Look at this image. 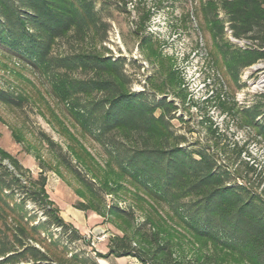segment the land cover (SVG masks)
<instances>
[{"label": "trees", "instance_id": "1", "mask_svg": "<svg viewBox=\"0 0 264 264\" xmlns=\"http://www.w3.org/2000/svg\"><path fill=\"white\" fill-rule=\"evenodd\" d=\"M105 1L0 0V53L45 78L101 146L117 175L165 209L206 250L193 248L190 257L175 255L171 236L151 219L130 233L122 230L108 238L103 254L93 248L72 250L69 245L82 236L47 199L45 177L39 174L31 180L29 171L0 149V264H98L108 256H131L140 264H264V182L254 186L248 177L252 168L241 170L242 161L235 164L243 148L190 142L173 128L172 120L183 118L171 114L176 110L172 101L130 90L125 60L115 58L104 45L110 27L102 15ZM200 13L235 83L240 69L264 60V0H200ZM151 16L142 8L133 31L141 35L139 43L150 55L160 58L155 47L160 43L144 34ZM224 28L250 44L233 49L218 45ZM166 59L172 78V64ZM178 96L185 99L181 91ZM0 99L14 100L2 93ZM212 100L220 113L238 117L241 126L254 129L264 142L263 94L248 106L230 105L212 93L190 105ZM208 117L201 120L212 135L206 141L219 135ZM75 175L95 194L87 180ZM28 200L42 209L44 220L26 209ZM80 205L85 211L87 206ZM108 212L118 218L127 213L117 207ZM51 228L59 235L55 237Z\"/></svg>", "mask_w": 264, "mask_h": 264}, {"label": "rangeland", "instance_id": "2", "mask_svg": "<svg viewBox=\"0 0 264 264\" xmlns=\"http://www.w3.org/2000/svg\"><path fill=\"white\" fill-rule=\"evenodd\" d=\"M102 7V15L110 25L104 45L115 58L125 60L130 90H144L155 99L165 96L172 101L176 110L171 114L183 118V122L173 119V128L185 134L190 142L201 140L212 147L217 142L230 150L243 148L235 164L242 161L241 170L244 166L252 168L248 177L254 186L260 180L263 183L264 142L255 137L254 129L241 126L240 119L230 113H220L214 100L197 107L190 102L212 93L230 105L253 104L260 94L264 95V60L240 69L235 83L226 73L222 56L201 16L200 0H127L125 5L106 0ZM142 8L149 9L152 15L144 34H150L156 44L160 43L158 47L155 45L160 58L151 56L139 43L141 35L133 31ZM218 17L223 19L222 14ZM216 41L232 49L241 47L229 38L225 28ZM166 58L172 64V78L167 73ZM179 91L185 95L184 100L178 96ZM0 93L14 98L12 102L0 99V149L27 169L31 180H36L39 174L45 177L47 199L82 236L69 245L72 250L88 252L93 248L103 254L107 251L108 238L121 235L122 230L130 233L147 219L169 233L175 255L190 257L193 248H205L179 228L165 209L147 201L133 184L117 175L101 146L76 122L45 78L2 53ZM205 116H209L211 128L217 127L216 139L206 141L212 135L209 125L201 123ZM75 172L87 180L95 194L79 181ZM80 204L87 206L85 211L79 209ZM25 207L38 220H44L42 209L32 201H26ZM111 207L127 213L118 218L108 212ZM50 230L55 237L59 235L55 228ZM102 233L107 238L92 247L88 234ZM97 261L98 264H140L131 256H108Z\"/></svg>", "mask_w": 264, "mask_h": 264}, {"label": "built area", "instance_id": "3", "mask_svg": "<svg viewBox=\"0 0 264 264\" xmlns=\"http://www.w3.org/2000/svg\"><path fill=\"white\" fill-rule=\"evenodd\" d=\"M227 32H228V34H229V38L233 41V42H236V43H238L242 48H244V47H246V46H248L250 43L249 42H246L245 40H238V39H235V38H233L231 35H230V31L229 30H226ZM247 43H249V44H247ZM246 44V45H245ZM88 239L90 240V245L92 246V247H95V245L96 244H98V243H100V242H102V241H104L106 238H107V236H106V234H104V233H102V234H100V235H89L88 234Z\"/></svg>", "mask_w": 264, "mask_h": 264}]
</instances>
